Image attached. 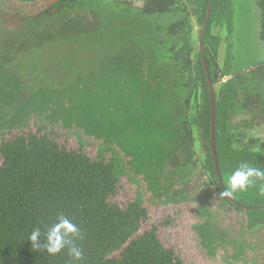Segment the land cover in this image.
Instances as JSON below:
<instances>
[{
  "label": "trees",
  "instance_id": "obj_1",
  "mask_svg": "<svg viewBox=\"0 0 264 264\" xmlns=\"http://www.w3.org/2000/svg\"><path fill=\"white\" fill-rule=\"evenodd\" d=\"M105 2L56 0L29 17L0 3V125L9 128L0 130V264H185L163 244L157 225L141 232L149 220L141 192L124 205L117 201L128 165L165 203L186 201L192 184L201 186L204 176L220 194L241 162L264 170V141L244 132L249 121H233L264 111V68L256 48L264 43V0H257L252 39L237 35L233 0H145L141 6L111 0L110 12L101 7ZM114 11L121 16L111 21ZM89 88L120 89L124 114L115 118L102 101L90 102L96 97H79ZM37 111L52 115L51 125L101 127L98 132L107 137L96 157L83 141L69 149L45 125L6 138ZM24 112L27 118L15 124ZM114 118L121 124L115 135L108 134ZM260 186L222 199L224 206L246 212L251 229L264 226ZM200 210L202 221L194 228L209 251L218 215L211 207ZM60 212L84 234L76 242L85 253L82 261L67 249L55 256L33 250L32 231L40 228V242L46 243ZM240 243L234 238L230 245L237 249Z\"/></svg>",
  "mask_w": 264,
  "mask_h": 264
},
{
  "label": "rangeland",
  "instance_id": "obj_2",
  "mask_svg": "<svg viewBox=\"0 0 264 264\" xmlns=\"http://www.w3.org/2000/svg\"><path fill=\"white\" fill-rule=\"evenodd\" d=\"M55 1L38 0L35 2H23L21 0H0V3L9 12L29 17L38 14ZM109 1L111 2V0H106L105 3L101 4V7L106 8L108 12L114 9L112 4H106ZM144 1L133 0L137 6L144 4ZM190 7L193 8L192 5ZM233 7L237 35L241 34L244 38L252 39L258 29L259 10L257 0H233ZM115 14L110 16L111 21L121 16L120 12H115ZM193 25L194 35L197 39L200 27L195 21ZM218 30L216 29V32ZM224 34L226 35V32ZM249 35L251 36L248 37ZM226 46L227 42L224 41L220 56L221 63L224 62L223 58L226 53ZM256 48H259V51L257 50L258 60L263 63H260L262 64L261 68H264V43H258ZM228 78L226 77L224 80H228ZM116 94L119 95L116 96ZM84 96L85 101L86 96L88 98L90 96L96 97L90 101L91 103H95L97 100L102 101L103 106L107 110L106 112L115 118H118L120 114H124L121 103L123 97L118 88L103 92H99L96 88H93V90L89 88L87 94L81 92V95H79L81 98ZM4 98L5 100L8 99V97ZM56 99L53 100L56 101ZM62 99L68 103L70 102V98L67 96L63 95ZM249 113L245 112L244 114L237 115L233 121L236 124H242L246 120L249 121L251 126L246 127L244 132L252 138L255 137L260 141H264V111L258 110L255 114ZM25 117L27 118V113L19 114L15 124L24 120ZM50 117L52 115L37 111L30 116V121L24 128H21L22 130L20 127H11V131L7 132L6 138L13 137L21 132L38 131L40 126L45 125L47 127L46 131H52L53 137L69 149H78L81 141H83L85 143L84 149L88 154L96 157L99 147L104 144V140L107 137V134L106 137L103 134V130L98 132L101 127L92 129L94 131H88L83 127H69L63 125V123L51 125L49 121ZM115 118L110 124L111 129L108 134L115 135V128L121 124V119H118V122H116ZM7 126L10 127L9 125ZM2 127H4L3 129H9L4 125H0V130ZM202 152L201 148L198 152L199 158L203 155ZM121 154L125 157L126 161L131 160V157L125 156L124 152H121ZM109 155L110 153H107V157ZM127 169L129 175H125L121 179L119 194L116 198L117 201L124 205L134 200L138 192H141L144 197V206L149 212V220L142 225L141 232L150 229L152 225H157L159 227V237L163 244L168 248H174L176 253L182 257L185 264H264V226L256 229L249 228L246 212L235 210L228 205L224 206L222 198H220L216 188L209 183L207 176H204L200 182L201 186H197L195 183L192 184L191 191L188 194L189 198L186 201L165 203L162 202L163 198L154 196L148 190V183L144 181L141 175H137L134 172L130 164ZM208 191L212 195H209ZM202 207H211V210L217 212L218 217H215L216 221L218 222L219 220L217 237L210 239L209 242H212L210 243L212 247L209 251L204 248L203 243L205 239L198 233L199 230L194 228L195 224L202 221L200 212V208ZM167 221H170V223L165 224ZM234 238H236L237 242H241L236 246L237 249L230 245L231 240ZM242 248L244 250L243 254H237L239 251L242 252ZM211 251L215 252V255L210 254Z\"/></svg>",
  "mask_w": 264,
  "mask_h": 264
},
{
  "label": "clouds",
  "instance_id": "obj_3",
  "mask_svg": "<svg viewBox=\"0 0 264 264\" xmlns=\"http://www.w3.org/2000/svg\"><path fill=\"white\" fill-rule=\"evenodd\" d=\"M261 182L258 195L264 197V170L252 166L248 162H241L226 183L220 198H234L237 192H247L250 187H256ZM42 232L35 228L28 237L33 250H46L51 256L59 255L65 249L69 256L76 261L84 260V250L76 242L84 239L81 228L63 212L58 213L56 222L47 230L46 243L41 244Z\"/></svg>",
  "mask_w": 264,
  "mask_h": 264
},
{
  "label": "water",
  "instance_id": "obj_4",
  "mask_svg": "<svg viewBox=\"0 0 264 264\" xmlns=\"http://www.w3.org/2000/svg\"><path fill=\"white\" fill-rule=\"evenodd\" d=\"M211 7H212V2L209 4L208 16L211 13ZM206 25H207V21L205 22L204 26H206ZM201 31L202 32L204 31V27L201 29ZM206 72H207V75H208L207 65H206ZM209 84H210V90H211V100H212L213 108H214V111H215V105H214L215 104L214 103V87H213V82L210 79H209ZM212 140H213V152H214V155H215L216 166H217L219 175H221L220 172H219V166H218V161H217V156H216V150H215V144H214L215 143V125L214 124H213Z\"/></svg>",
  "mask_w": 264,
  "mask_h": 264
}]
</instances>
